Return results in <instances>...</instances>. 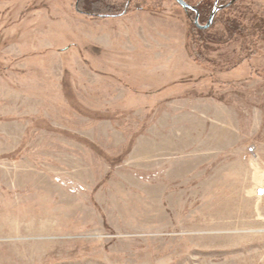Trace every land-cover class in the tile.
<instances>
[{"label": "rangeland", "instance_id": "1", "mask_svg": "<svg viewBox=\"0 0 264 264\" xmlns=\"http://www.w3.org/2000/svg\"><path fill=\"white\" fill-rule=\"evenodd\" d=\"M69 1L0 0V264H264V40L227 69L174 0Z\"/></svg>", "mask_w": 264, "mask_h": 264}, {"label": "trees", "instance_id": "2", "mask_svg": "<svg viewBox=\"0 0 264 264\" xmlns=\"http://www.w3.org/2000/svg\"><path fill=\"white\" fill-rule=\"evenodd\" d=\"M70 0V8L86 18L108 17L110 14H121L124 8L122 1L108 0ZM214 1H196L197 22L203 26L208 20ZM180 7V6H179ZM186 13L191 10H184ZM191 11L190 13L192 14ZM221 12V13H220ZM220 13L218 18L215 17ZM195 14V13H194ZM193 14V15H194ZM187 48L193 53L194 59L198 62H207L208 54L216 51L222 46L231 42H238L241 54H235L234 60L224 63V67L231 69L244 62L250 55L254 54L257 45L264 40V20L256 15L243 1L230 3L213 15L208 27L194 26L189 31ZM248 54V55H247Z\"/></svg>", "mask_w": 264, "mask_h": 264}, {"label": "crops", "instance_id": "3", "mask_svg": "<svg viewBox=\"0 0 264 264\" xmlns=\"http://www.w3.org/2000/svg\"><path fill=\"white\" fill-rule=\"evenodd\" d=\"M256 120L257 121L255 122L254 126L252 128L250 127L248 135H256L255 138H258H256V140L252 143H249L245 148L247 151H253L255 153L254 156H252V165L259 169L260 166L264 165V134L262 135V132L264 131V126L262 121H259L258 119Z\"/></svg>", "mask_w": 264, "mask_h": 264}, {"label": "water", "instance_id": "4", "mask_svg": "<svg viewBox=\"0 0 264 264\" xmlns=\"http://www.w3.org/2000/svg\"><path fill=\"white\" fill-rule=\"evenodd\" d=\"M175 2H176V3H177L182 9H184V10H192V11H194V13H195V18H194L193 22H194V24H195L196 26H198L199 28H201V27H203V28H204V27H208L209 24H210V22H211V20H212V18H213L214 13L216 12V10H218V8H216L215 6H213V8H212L211 11H210V14H209V17H208V20H207L206 24L203 25V26H199V25L197 24V12H196V9H195L194 7H192L191 5H189L188 3L182 1V0H175Z\"/></svg>", "mask_w": 264, "mask_h": 264}, {"label": "built area", "instance_id": "5", "mask_svg": "<svg viewBox=\"0 0 264 264\" xmlns=\"http://www.w3.org/2000/svg\"><path fill=\"white\" fill-rule=\"evenodd\" d=\"M261 185L264 187V179H262V181H261Z\"/></svg>", "mask_w": 264, "mask_h": 264}, {"label": "flooded vegetation", "instance_id": "6", "mask_svg": "<svg viewBox=\"0 0 264 264\" xmlns=\"http://www.w3.org/2000/svg\"><path fill=\"white\" fill-rule=\"evenodd\" d=\"M175 1V0H174ZM182 1H184V0H182ZM219 1V0H218ZM192 11V10H191Z\"/></svg>", "mask_w": 264, "mask_h": 264}]
</instances>
